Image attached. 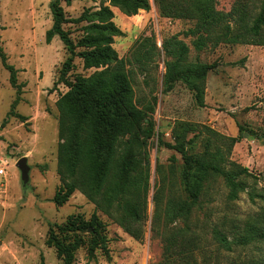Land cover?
I'll use <instances>...</instances> for the list:
<instances>
[{"label":"trees","instance_id":"16d2710c","mask_svg":"<svg viewBox=\"0 0 264 264\" xmlns=\"http://www.w3.org/2000/svg\"><path fill=\"white\" fill-rule=\"evenodd\" d=\"M71 2H49L51 25L44 33L46 44L56 36L66 54L57 81L67 90L54 103L59 140L56 174L60 185L51 201L57 207L62 206L78 191L94 209L88 220L73 214L61 224H47L43 243L53 250L60 264H76L75 255L81 248L85 250V263L95 262L97 251L109 260L104 224L98 219L97 211L134 241L139 242L143 237L149 179L146 145L155 135V124L148 116L152 108L135 104L134 77L140 75L146 82L161 52L163 92L170 91L180 81L193 92L196 105L202 107L205 76L213 68L211 64L188 61L187 46L175 36L164 37L160 50L152 35L140 37L126 57L118 58L112 43L122 33L112 21L110 8L132 17L139 11L147 12L149 0H100L96 8H85L78 16L66 18L61 3L68 6ZM152 2L160 17L192 23L186 34L193 38L191 44L197 51L220 44L264 47V0H234L227 12L217 10L215 0ZM67 24L74 26L77 32L74 37L65 27ZM74 59L80 61L81 69L88 74L70 77ZM0 64L8 72V83L15 95L0 126L10 115L23 122L25 118L13 112L22 85L16 82V70L6 63L1 47ZM202 128L207 136L200 153L190 154L186 150V145L196 137L192 135L185 140V133L193 129L191 124L173 130L172 144L158 140L160 145L179 154L181 164L176 175L170 169L160 178L151 196L150 231L162 243V261L156 264H189L192 252L200 248V233L205 227V221L200 226L196 221L187 222L193 209L201 201L212 202L210 191L217 179L227 190L224 200H236L251 175L226 156L231 146L246 136L264 138L238 124L234 137ZM174 184L178 185L177 191ZM248 196L260 201L262 207L245 217L239 231L226 216L211 224L209 232L220 247L230 249L227 231L232 233V243L239 245L264 240V186L254 188ZM206 215L203 211L204 219ZM225 224H229L227 231Z\"/></svg>","mask_w":264,"mask_h":264},{"label":"rangeland","instance_id":"374dc122","mask_svg":"<svg viewBox=\"0 0 264 264\" xmlns=\"http://www.w3.org/2000/svg\"><path fill=\"white\" fill-rule=\"evenodd\" d=\"M51 0H0V47L6 63L16 70V82L21 84L19 100L13 112L23 116L19 121L7 116L0 126V264H60L51 248L43 241L48 223L61 224L68 215L79 214L85 220L93 212V205L78 191H74L62 206H55L51 198L60 185L56 174L57 113L54 103L67 88L57 81L58 69L65 59V51L56 36L46 44L44 33L51 25ZM100 0H72L61 3L66 18L78 16L85 8H96ZM234 0H215L216 9L227 12ZM147 12L139 11L135 17L122 15L110 8L113 23L122 35L113 38L112 48L118 58H124L132 44L140 37L153 36L156 48L164 37L175 36L188 48L187 60L211 64L204 80L203 106L198 107L193 92L178 81L168 92H163V55L155 58V69L146 82L136 75L133 82V99L138 107L150 106L148 116L155 124V135L146 145L149 161V179L146 218L143 237L137 242L125 234L105 215L96 212L104 224L109 260L99 251L95 262L85 263V250L76 252V264H156L162 261V243L152 236L151 196L160 184V178L172 169L176 175L181 159L179 154L158 143H173V130L184 124L193 125L185 133V140L196 137L186 145L187 153H200L207 127L225 137L236 135V124L264 137V47L220 44L195 50L192 37L186 30L192 23L160 17L152 2ZM76 35L71 24L65 26ZM69 73L86 75L78 59ZM14 89L8 83V72L0 64V124L14 100ZM199 134H196L198 133ZM26 158L29 167L28 182L21 185L15 162ZM226 158L245 167L251 178L245 181V190L238 192L234 201L226 202L227 190L217 179L210 191L212 202L201 201L193 209L188 223L196 221L205 227L200 233L201 244L192 252L189 264H264V240L245 245L232 243L227 231L230 249L220 247L209 232L211 224L223 216L231 219V226L239 231L245 217L256 213L262 203L248 192L264 186V138L244 137L233 144ZM176 191L178 185L174 184ZM206 211V219L203 217Z\"/></svg>","mask_w":264,"mask_h":264},{"label":"water","instance_id":"95a60500","mask_svg":"<svg viewBox=\"0 0 264 264\" xmlns=\"http://www.w3.org/2000/svg\"><path fill=\"white\" fill-rule=\"evenodd\" d=\"M15 167L19 173V179L22 186H25L28 182L29 167L26 163V158L21 157L15 162Z\"/></svg>","mask_w":264,"mask_h":264},{"label":"built area","instance_id":"2783aa9c","mask_svg":"<svg viewBox=\"0 0 264 264\" xmlns=\"http://www.w3.org/2000/svg\"><path fill=\"white\" fill-rule=\"evenodd\" d=\"M4 176V171L2 168H0V179Z\"/></svg>","mask_w":264,"mask_h":264},{"label":"bare ground","instance_id":"6f19581e","mask_svg":"<svg viewBox=\"0 0 264 264\" xmlns=\"http://www.w3.org/2000/svg\"><path fill=\"white\" fill-rule=\"evenodd\" d=\"M133 17H135V16H133Z\"/></svg>","mask_w":264,"mask_h":264}]
</instances>
